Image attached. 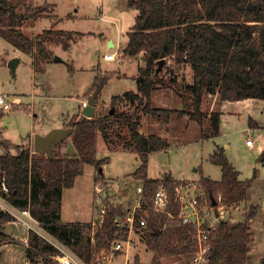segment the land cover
<instances>
[{
	"label": "trees",
	"instance_id": "trees-1",
	"mask_svg": "<svg viewBox=\"0 0 264 264\" xmlns=\"http://www.w3.org/2000/svg\"><path fill=\"white\" fill-rule=\"evenodd\" d=\"M128 5L138 9L135 24L127 33L128 41L123 53L138 56L143 53L144 65H139L136 76L138 91H127L124 96L112 97V109L105 115L93 117L74 116L67 124L71 134L75 156L61 155L54 146V157L33 151L31 144H14L9 139L0 140L4 153L0 154V174L9 187L7 200L16 207H28L41 227L68 244L74 252L86 261H91L96 249L109 246L118 235L115 216L121 206L111 205L105 215L103 225L96 232V245L92 246L87 232L88 223L65 222L62 220L61 193L72 188L76 178L84 174L85 165L97 167V177H103V160L96 156V137L100 132L109 139L114 125L127 128L130 134L125 145L139 155L141 164L134 176L143 182L144 195L152 203L153 193L160 183L168 189L170 198L175 200V187L181 181L171 172L163 177H150L148 159L151 152L170 146L167 139L158 134L149 136L139 130L140 115L118 110L117 103L126 98L132 103L139 98L145 100L144 111L169 122L184 110L154 107L152 94L156 88H169L178 83L176 70L190 64L194 80L187 85L184 93L191 118L200 125L210 116L211 134L217 135L221 129V113H206L202 110L205 94H218L223 101H238L247 98L264 99V0H128ZM47 4L27 6L18 13L10 0H0V33L14 48L30 55H37L39 63H48L54 56L48 42H63L66 46L72 40L73 31L44 29L42 33L30 36L22 29L25 20L36 18L45 12ZM69 41V42H68ZM68 48V47H67ZM165 59L162 71L171 76L157 73L158 62ZM169 62V63H168ZM172 62V63H170ZM175 66V67H174ZM71 71L72 67L69 65ZM113 72L95 76L94 88L100 93ZM177 86V85H176ZM175 86V87H176ZM251 126L253 121L250 122ZM12 150H15L13 152ZM210 161L221 165L222 178L214 180L201 174L200 183L210 196H222V204L230 207L245 200L255 175L240 179L225 153L224 147L210 156ZM260 161L264 162V150ZM202 171V169H200ZM257 206L251 207L244 221H220L212 237V249L207 264H248L253 232L248 222L256 214ZM14 216L0 209V222H9ZM160 217L150 215L147 243L160 257L186 256L185 264H190V226L161 229ZM163 219V218H162ZM121 233L120 237H125ZM30 255L42 256L48 264H54L51 255L58 249L35 231H30ZM56 264V263H55Z\"/></svg>",
	"mask_w": 264,
	"mask_h": 264
},
{
	"label": "rangeland",
	"instance_id": "rangeland-1",
	"mask_svg": "<svg viewBox=\"0 0 264 264\" xmlns=\"http://www.w3.org/2000/svg\"><path fill=\"white\" fill-rule=\"evenodd\" d=\"M50 1L10 0L18 13L24 12L27 6L48 5L47 10L40 16L24 21L22 29L30 36L42 33L44 29L53 26L55 29L75 32L72 40L68 41V46L63 42H48L52 55L62 58V62L52 59L47 65L39 63L36 60V52L34 55H27L21 50L16 52L0 33V95L5 94L12 103L10 110H3L0 107V140L9 139L14 144L25 145L31 142L33 150L36 134H47L54 128H60L58 126L61 123L70 119L73 110L76 109L77 95L83 97L84 90L90 88L95 75L114 73L108 84L98 93V107L94 115H105L115 108L112 102L114 95L124 96L127 91L137 89V81L133 76L137 74L139 65L145 64L143 53L138 58L123 53L127 33L135 24L139 12L137 8L128 5V0ZM69 13L74 14L76 18L69 19ZM105 38H113L116 45H109ZM106 53H115V59L106 60L104 58ZM13 57H20L15 74L8 66L9 60ZM69 65L71 67L74 65L70 72ZM181 67L180 70H176L178 83L172 84L169 88L153 91L152 105L182 108L179 109L184 110L182 114L174 116L169 122H164L156 115L146 113L144 111L146 102L139 98L132 103L122 97L116 108L131 113L137 109L144 133H159L164 137L167 136L171 141L170 148L156 150L150 154L148 159L150 177H163L165 173L171 172L180 179L179 181L190 180L198 184L202 168L205 174L220 179V166L209 159L217 144L226 148L227 156L241 171L243 179L253 177L256 172V179L245 200L235 206H225L224 219L233 222L244 221L251 207L257 206L256 214L248 221L253 232L248 264H264V165L260 162L261 152H259V147L264 141V131L259 132L254 127L251 128L250 124L252 118L264 122V99L223 101L218 94H205L202 102L203 111L208 115L220 110L226 113L223 120L221 117V133L209 137L207 133H211L208 127L210 116L206 118L205 124L200 125L190 116L191 107L186 105L188 100L181 98L176 92L177 90L184 93L187 85L192 84L194 80L191 65L185 64ZM33 70L36 71V77ZM158 73L166 79L171 76L166 70ZM94 87L93 85L89 89V95L95 90ZM16 97L21 99L19 103H14ZM51 124L57 126L49 130L48 126ZM253 125L259 126L260 123L254 121ZM190 131L192 134L196 133L194 134L196 137L190 138ZM129 137L128 129L118 124L113 126L108 140L97 132L96 156L103 160V176L110 178L129 176L133 177L136 183H141V180L134 176L135 170L141 164L140 157L133 148L125 145ZM248 138L255 139V147L250 148L246 145ZM57 149L63 156L76 155L71 136L57 146ZM1 153H4V149L0 147ZM96 175L97 167L86 164L84 174L76 178L74 187L62 191L63 221L89 223L94 210L93 185ZM1 180L3 178L0 174ZM113 203L126 204L127 194H116ZM15 208L17 215L18 212L23 213L21 216L26 219L25 224L15 223L13 220L0 222V264H48L41 255H30L27 250L29 245L20 239L26 237V225L33 222L34 216L28 211V207L22 209L15 206ZM41 228L43 233L51 235L48 230ZM136 238V244L129 252L130 264L186 263V256L160 257L154 249L148 247L147 235L145 237L139 234ZM120 264H124L123 261Z\"/></svg>",
	"mask_w": 264,
	"mask_h": 264
},
{
	"label": "built area",
	"instance_id": "built-area-1",
	"mask_svg": "<svg viewBox=\"0 0 264 264\" xmlns=\"http://www.w3.org/2000/svg\"><path fill=\"white\" fill-rule=\"evenodd\" d=\"M115 57V53L104 54L106 60H113ZM0 107L3 110L12 108V103L5 94L0 95ZM247 144L253 146L254 140L248 138ZM140 182L136 183L133 177L129 176L116 178L103 176L95 179L93 185L94 210L87 228L93 247L96 245V232L103 225L109 207L111 205L121 206V210L117 212L114 219L115 226L119 229L117 231L119 236L113 239L109 246L96 249L91 261H86L80 257L64 241L52 234L43 233L44 231H42L41 225L39 226L40 223L35 217H32L33 222L26 225V237L20 239L26 245H30V231H35L58 249V252L51 255L56 264H120L121 261L124 264H130L129 252L131 247L135 246L136 236L139 234L148 236L149 218L153 212L154 215L160 217L159 222L163 231L182 225L190 226V264H207L212 249L213 232L217 224L225 217L226 209L225 205L222 204V196L220 194L218 197L210 196L200 180L198 184L189 180L181 181L176 185L175 200L173 201L168 189L162 182L153 193L150 204L144 195L142 180ZM0 191V209L11 213L14 216L13 222L24 223L26 219L22 218L23 213L18 212L19 215H17L15 206L4 196L10 191L5 182H2ZM118 193L127 194L126 204L117 205L113 203L114 197ZM213 200L216 201V204H213ZM28 211L30 212V210ZM27 220H29L28 217ZM121 233L125 237H120Z\"/></svg>",
	"mask_w": 264,
	"mask_h": 264
},
{
	"label": "water",
	"instance_id": "water-1",
	"mask_svg": "<svg viewBox=\"0 0 264 264\" xmlns=\"http://www.w3.org/2000/svg\"><path fill=\"white\" fill-rule=\"evenodd\" d=\"M55 61H63L62 58L55 55L54 56ZM20 62V57H13L9 60L8 66L15 74L16 67L18 63ZM165 63V59H161L158 62V68L157 73L160 72L163 68V64ZM99 90L95 89L93 93L88 97V103L84 106L82 113L86 117H93L95 114V105H96V98L98 95ZM112 112H114V109H112ZM72 127H60V128H54L50 130L47 134H36L34 137V152H43L48 155L49 158L54 157V146L62 143L64 140H66L68 137L71 136L73 133ZM213 204H216V201L213 200Z\"/></svg>",
	"mask_w": 264,
	"mask_h": 264
},
{
	"label": "crops",
	"instance_id": "crops-1",
	"mask_svg": "<svg viewBox=\"0 0 264 264\" xmlns=\"http://www.w3.org/2000/svg\"><path fill=\"white\" fill-rule=\"evenodd\" d=\"M49 2H51L50 0H48ZM53 3V2H52ZM54 4V3H53ZM54 7H55V4H54ZM68 17H69V19H74V18H76V17H74V14H72V13H69L68 14ZM60 20V19H59ZM57 22H58V20H57ZM56 25V24H55ZM51 28H53V29H55V27L53 26V27H51ZM75 33V32H74ZM76 36H77V34H76ZM106 39V42L108 43L110 40H112L114 43H113V46H115L116 45V41L113 39V38H105ZM127 41H128V37H127ZM127 43V42H126ZM125 46H126V44H125ZM124 46V47H125ZM13 47V46H12ZM14 48V47H13ZM124 49V48H123ZM16 52L17 51H20L19 49H14ZM23 53H25V52H23ZM25 54H27V53H25ZM27 55H30V54H27ZM141 55H138V56H134V57H140ZM166 61V60H165ZM56 62H61V61H56ZM50 62H48V63H46V65L47 64H49ZM165 65V63L163 64V66ZM190 65V64H189ZM72 68H74V65H73V67ZM68 71L70 72V70L68 69ZM33 73H34V76L36 77V71L35 70H33ZM176 74H177V72H176ZM138 75V72H137V74L136 75H134L133 77H134V79H136V76ZM96 76V75H95ZM95 76H94V78H93V82H92V84H91V86H90V88H92L93 87V85H94V82H95ZM110 81V80H109ZM108 81V82H109ZM108 82H107V84H108ZM106 84V85H107ZM105 85V86H106ZM104 86V87H105ZM89 88V89H90ZM87 89V88H86ZM89 89L88 90H84V94H83V97H80L79 95H77L78 96V101H77V105L75 106L76 107V109L75 110H73V114H72V116L70 117V119L72 118V117H74V116H78L79 118H81V117H83L84 116V114L82 113V110H83V108H84V106L88 103V97L90 96L89 95ZM158 89H160V88H156L154 91H156V90H158ZM133 91V90H132ZM135 91H138V89H136ZM89 95V96H88ZM153 95V94H152ZM115 96V95H114ZM181 97V96H180ZM153 98V97H152ZM182 98V97H181ZM203 100H204V97H203ZM21 101V99L19 98V97H16L15 98V102L14 103H19ZM97 102H98V95H97V98H96V105H95V112H96V109H97V107H98V105H97ZM203 102V101H202ZM179 109H182V108H179ZM29 112L31 111V109L29 110V109H27ZM188 110V109H187ZM203 110V109H202ZM220 112H221V117H222V120L225 118V112L224 111H221L220 110ZM230 114H234V113H236V112H229ZM224 114V115H223ZM70 119H68L67 120V122H64V123H61V125L60 126H58V127H66V124L68 123V121H70ZM251 121H257V122H259L260 123V125L259 126H257V125H252L251 126V128L252 127H254L256 130H258L259 132L260 131H264V122L263 121H259V120H256V119H254V118H252V120ZM262 122V123H261ZM221 124H222V122H221ZM54 126H57V125H54V124H51L50 126H48V129L50 130L52 127H54ZM142 128V126H141V123H140V125H139V130H140V132H142L143 134H145V135H147V136H149V135H151V134H158V135H160L159 133H144V131L141 129ZM48 130V131H49ZM36 131V130H35ZM221 133V129H220V132H219V134ZM44 134V133H43ZM194 134H196V133H193L192 134V131H190L189 132V136H190V138L191 137H196ZM219 134H217V135H213V134H209V133H207V135L209 136H218ZM31 136H34V135H31ZM161 137H163V138H165V139H167L168 140V137L167 136H163V135H160ZM209 136V137H210ZM248 140V139H247ZM247 140H246V145L248 146V147H250V148H253V147H255V145H256V141H255V139H253L254 140V145L253 146H249L248 144H247ZM168 142L170 143L171 141L170 140H168ZM30 144H31V146H32V143L30 142ZM171 147V143H170V146L169 147H167V148H170ZM218 147H222L220 144H217L216 145V147L214 148V152L218 149ZM32 149H33V146H32ZM164 149H166V148H164ZM225 149V153H226V148H224ZM162 150V149H161ZM264 150V141H263V144L259 147V152H261L262 153V151ZM34 151V150H33ZM157 151H159V150H157ZM213 152V153H214ZM154 152H151V154H153ZM213 153H211L210 154V156L213 154ZM227 155V154H226ZM210 156H209V159H210ZM229 158V157H228ZM230 160V159H229ZM231 161V160H230ZM232 162V161H231ZM261 162V161H260ZM213 163V162H212ZM233 163V162H232ZM263 163V165H264V162H262ZM215 164V163H214ZM218 165V164H217ZM234 165V164H233ZM218 166H220V168H221V177H220V179H214V178H212L211 176H209V175H207V174H205L204 172H203V170L201 171V174H203V175H205L206 177H209V178H211V179H214V180H221V178H222V167H221V165H218ZM235 166V165H234ZM236 168V167H235ZM200 168H198V170H199ZM202 169V168H201ZM237 169V168H236ZM238 170V169H237ZM239 171V170H238ZM240 172V179H243L242 178V176H241V171H239ZM200 174V175H201ZM174 176V175H173ZM201 177V176H200ZM174 178L175 179H177V180H180L179 178H176L175 176H174ZM200 179V178H199ZM247 179V178H246ZM244 180V179H243ZM242 201H240L239 203H241ZM239 203H237V204H239ZM236 204V205H237ZM235 206V205H234ZM252 220L253 219H251L250 220V222H252ZM253 242V241H252ZM252 244V243H251ZM251 244H250V248H251Z\"/></svg>",
	"mask_w": 264,
	"mask_h": 264
},
{
	"label": "bare ground",
	"instance_id": "bare-ground-1",
	"mask_svg": "<svg viewBox=\"0 0 264 264\" xmlns=\"http://www.w3.org/2000/svg\"><path fill=\"white\" fill-rule=\"evenodd\" d=\"M108 43H109V45L112 46L114 42L111 40V41H109Z\"/></svg>",
	"mask_w": 264,
	"mask_h": 264
}]
</instances>
